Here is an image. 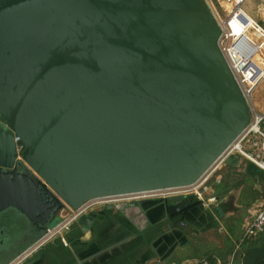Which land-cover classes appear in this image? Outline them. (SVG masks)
Masks as SVG:
<instances>
[{"label": "water", "instance_id": "95a60500", "mask_svg": "<svg viewBox=\"0 0 264 264\" xmlns=\"http://www.w3.org/2000/svg\"><path fill=\"white\" fill-rule=\"evenodd\" d=\"M221 33L204 0H0V264L67 207L200 181L251 119ZM208 200L101 208L171 225Z\"/></svg>", "mask_w": 264, "mask_h": 264}, {"label": "crops", "instance_id": "0c3cea01", "mask_svg": "<svg viewBox=\"0 0 264 264\" xmlns=\"http://www.w3.org/2000/svg\"><path fill=\"white\" fill-rule=\"evenodd\" d=\"M245 13L256 24L253 13ZM228 169L232 172L227 175ZM221 175V183L205 191L214 200L176 217L171 225L156 202L128 216L97 208L88 214L95 221L86 233L72 224L63 235L68 245L55 238L32 264H183L207 256L216 264H242L248 251L243 243L256 240L243 241V227L264 203V171L249 161L231 166L228 161Z\"/></svg>", "mask_w": 264, "mask_h": 264}, {"label": "built area", "instance_id": "2783aa9c", "mask_svg": "<svg viewBox=\"0 0 264 264\" xmlns=\"http://www.w3.org/2000/svg\"><path fill=\"white\" fill-rule=\"evenodd\" d=\"M247 0H219L218 9L213 0H204L214 14L221 28L219 48L223 53L230 69L238 83L249 106L251 119L248 126L227 149V151L207 170L200 181L192 187L161 190L112 196L86 202L78 209L67 207L60 214L62 220L48 229L46 235L29 250L10 264H23L37 254L46 244L55 238H61L64 245H68L64 233L83 215L110 204L136 202L146 199L167 198L173 195L197 194L199 197L208 191L212 182L221 183V171L232 156L239 155L264 171V112L256 109L253 95L260 87L264 91V25L251 24L243 6ZM264 2V0H261ZM220 10V11H219ZM221 12V13H220ZM19 159V158H18ZM204 193V194H203ZM214 198L209 199L212 201ZM59 218V219H60ZM264 232V203L255 215L245 222L243 227V241L257 238ZM183 264H211L206 260H190Z\"/></svg>", "mask_w": 264, "mask_h": 264}, {"label": "rangeland", "instance_id": "374dc122", "mask_svg": "<svg viewBox=\"0 0 264 264\" xmlns=\"http://www.w3.org/2000/svg\"><path fill=\"white\" fill-rule=\"evenodd\" d=\"M219 0H213V3L215 5V8L218 9V2ZM251 0H247L246 3L243 6V9L245 12L249 11L253 14H251L252 17H254V20L258 23V24H263L264 25V2L261 0H252V4H250ZM259 7V11L257 10ZM250 8V9H249ZM220 11V10H219ZM221 13V12H220ZM253 101L255 103L256 109L258 110V112L263 113L264 112V91L263 88L260 87L259 89H257L253 95ZM230 162V166L235 164L236 162H238L239 165H247L248 161L246 159H244L243 157L239 156V155H235L232 156L229 159ZM229 171H227V175L229 173H231V169H228ZM226 175V176H227ZM216 185L215 182H212L209 186H214ZM236 210V208L232 209V212H234ZM65 215V214H63ZM62 215V217H63ZM62 217L59 220H62ZM57 224V222H54L52 224V227H54Z\"/></svg>", "mask_w": 264, "mask_h": 264}, {"label": "trees", "instance_id": "16d2710c", "mask_svg": "<svg viewBox=\"0 0 264 264\" xmlns=\"http://www.w3.org/2000/svg\"><path fill=\"white\" fill-rule=\"evenodd\" d=\"M255 239L251 243L247 241L243 243L244 245H248V251L244 255L242 264H264V232ZM204 260L211 264H216L213 256H207Z\"/></svg>", "mask_w": 264, "mask_h": 264}]
</instances>
